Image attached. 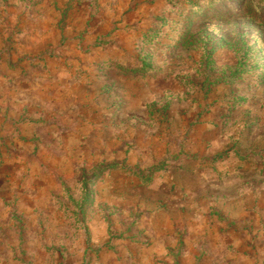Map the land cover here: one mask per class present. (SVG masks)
Instances as JSON below:
<instances>
[{"label":"rangeland","instance_id":"obj_1","mask_svg":"<svg viewBox=\"0 0 264 264\" xmlns=\"http://www.w3.org/2000/svg\"><path fill=\"white\" fill-rule=\"evenodd\" d=\"M165 126L264 162V0H0V264H217L159 251L166 205L111 186L150 182Z\"/></svg>","mask_w":264,"mask_h":264},{"label":"crops","instance_id":"obj_2","mask_svg":"<svg viewBox=\"0 0 264 264\" xmlns=\"http://www.w3.org/2000/svg\"><path fill=\"white\" fill-rule=\"evenodd\" d=\"M96 72L91 69V115L96 109L92 79ZM149 122L144 129L147 138L160 125L153 120ZM200 129L171 133L166 126L161 128L162 134L155 136L157 147L152 146L154 153L151 154L152 162H160L163 167L157 168L148 184L141 180L129 181L124 175V181L111 186L135 187L132 201L135 204H140L141 194L146 193L154 204L166 205V210L159 212L167 216L163 218L167 221L164 224L163 220L161 229L152 233L159 251L181 252L183 261L192 259L191 252L195 251L206 252V257L211 255L217 264H264V162L258 163L254 154L240 156L233 151H221V140L228 139H216L211 131L204 134ZM207 142L212 147H207ZM23 183L7 180L4 187L11 196L15 191L22 194L29 202V209L34 203V194L32 187ZM17 184L29 191H19ZM110 184L106 180L96 182L97 201L126 203L121 197L116 199L110 195L106 190L110 189ZM91 219V228H99L100 236L106 235L107 225L102 219L96 214ZM25 232L31 235L29 228ZM118 244L115 251L119 252L121 248L136 246ZM105 257L104 261H110L107 255Z\"/></svg>","mask_w":264,"mask_h":264}]
</instances>
